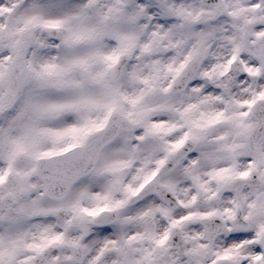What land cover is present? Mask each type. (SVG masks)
<instances>
[{"label":"clouds","instance_id":"clouds-1","mask_svg":"<svg viewBox=\"0 0 264 264\" xmlns=\"http://www.w3.org/2000/svg\"><path fill=\"white\" fill-rule=\"evenodd\" d=\"M0 264H264V0H0Z\"/></svg>","mask_w":264,"mask_h":264}]
</instances>
